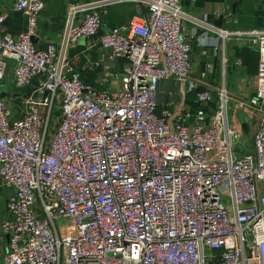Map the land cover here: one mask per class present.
<instances>
[{
  "label": "built area",
  "instance_id": "2783aa9c",
  "mask_svg": "<svg viewBox=\"0 0 264 264\" xmlns=\"http://www.w3.org/2000/svg\"><path fill=\"white\" fill-rule=\"evenodd\" d=\"M137 2L144 15L104 32L103 3L72 5L61 47L43 49L32 42L42 0H14L15 37L0 12V182L12 191L2 264H264V29L217 31L259 51L254 94L234 101L259 116L248 152L228 120L234 98L191 78L180 0ZM80 40L100 48L102 89L66 56ZM9 68L15 90L38 84L16 98L20 117L2 96ZM165 80L180 86L173 111L158 109Z\"/></svg>",
  "mask_w": 264,
  "mask_h": 264
},
{
  "label": "crops",
  "instance_id": "0c3cea01",
  "mask_svg": "<svg viewBox=\"0 0 264 264\" xmlns=\"http://www.w3.org/2000/svg\"><path fill=\"white\" fill-rule=\"evenodd\" d=\"M42 1L45 8L32 39L33 45L39 49H43L48 43H55L61 47L64 27L72 5L87 2L103 3L99 10L103 23L102 32L117 26H126L147 12V8H143L137 0ZM13 2L14 0H0V12L5 16L6 33L15 37L24 30L25 18L21 13L12 10ZM179 5L183 14L182 35L191 46V78L200 82L206 89L225 88L233 98L253 96L259 51L252 47L250 39L245 36V38L230 36L222 40L217 36V31L263 30L264 4L259 0H180ZM90 45L88 40H80L75 46L65 50L66 56L70 59L74 71L80 74L85 83L102 89L99 84L102 69L93 66L98 59L100 48H90ZM120 68L121 62L115 64L113 71L119 73ZM37 85V82H33L31 87L21 91L15 90L9 68L2 82V91L4 98L12 101L14 98H23L26 93H31L33 87ZM116 85L117 80H112L111 88L114 89ZM174 85L176 88L173 90ZM250 88L252 92L248 95ZM179 91L180 86L174 80L160 82L157 88L158 109L175 110L182 100ZM193 99L191 96L185 97L186 104L195 107ZM11 103L15 115L20 117L23 113L22 101L19 102L20 106ZM242 134L245 135L243 131ZM11 194L12 191L0 182V226L9 217L7 200ZM7 250L8 240L0 231V264Z\"/></svg>",
  "mask_w": 264,
  "mask_h": 264
},
{
  "label": "rangeland",
  "instance_id": "374dc122",
  "mask_svg": "<svg viewBox=\"0 0 264 264\" xmlns=\"http://www.w3.org/2000/svg\"><path fill=\"white\" fill-rule=\"evenodd\" d=\"M176 88V86H172V89L174 90ZM250 93H248V95L251 94L252 89H249ZM180 92V91H179ZM245 96H247L245 94ZM233 98V97H232ZM233 101L230 102V108L228 111V120L229 123L232 124V122L237 126L238 129H240V122L241 120H244L245 123L247 124L248 128H249V133L247 135H244V140H245V144L243 145V148L245 151H252L253 149V145H254V134L258 128L259 125V116L254 113V111L252 110H241L238 109L237 107H235V100L236 98L232 99ZM237 106V105H236Z\"/></svg>",
  "mask_w": 264,
  "mask_h": 264
},
{
  "label": "water",
  "instance_id": "95a60500",
  "mask_svg": "<svg viewBox=\"0 0 264 264\" xmlns=\"http://www.w3.org/2000/svg\"><path fill=\"white\" fill-rule=\"evenodd\" d=\"M46 95V94H45ZM2 96L4 97L5 95L4 94H2ZM14 104H16V105H19L20 106V99H16V100H13L12 101ZM240 129L243 131V133L245 134V135H247L248 133H249V128H248V126H247V124L245 123V121L244 120H241V122H240ZM6 239H7V237H5Z\"/></svg>",
  "mask_w": 264,
  "mask_h": 264
}]
</instances>
